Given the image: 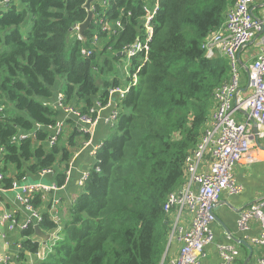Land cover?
Segmentation results:
<instances>
[{
    "label": "trees",
    "instance_id": "1",
    "mask_svg": "<svg viewBox=\"0 0 264 264\" xmlns=\"http://www.w3.org/2000/svg\"><path fill=\"white\" fill-rule=\"evenodd\" d=\"M145 1L150 0H112L108 16L113 24L121 18L124 29L113 34L93 22L84 40L75 35L70 44L71 29L88 15L87 0H11L0 10V171L5 188L15 179L38 177L41 169H55L59 161L69 166L83 134L74 128L48 146L49 127L61 117L53 103L61 96L88 113L96 99L106 103L111 87L123 85L118 78L108 79L113 60L107 51L112 47L119 60L124 46L142 34ZM234 2L161 0L148 60L100 142L88 179L79 184L60 223L52 218L51 207L43 213L40 227L60 231L46 259L37 264H161L171 231L167 197L182 184L185 158L206 127L213 92L229 76L228 59L219 53L209 58L203 43ZM93 5L101 9L98 1ZM94 33L101 47L84 56L82 49L91 46ZM142 55L132 59V70L143 62ZM60 75L65 77L62 90ZM21 132L36 137L14 140ZM64 179L65 173L57 175L58 184ZM32 202L39 207L44 200L38 194ZM18 234L21 259L24 250L37 252L34 227Z\"/></svg>",
    "mask_w": 264,
    "mask_h": 264
},
{
    "label": "built area",
    "instance_id": "2",
    "mask_svg": "<svg viewBox=\"0 0 264 264\" xmlns=\"http://www.w3.org/2000/svg\"><path fill=\"white\" fill-rule=\"evenodd\" d=\"M111 1L98 0L101 9L93 5L95 13L93 22L97 29L118 34L124 29V22L121 18L113 21L114 24L111 22L107 13ZM256 2L257 0H235L228 6L222 24L213 30L203 43L209 58L216 53L228 58L231 78L214 90L207 126L195 148L191 149L185 158L184 180L167 197L165 211L171 220V231L172 223L174 224L168 247L173 245L171 244L173 238L180 244L178 255L171 264H200L201 259L206 256V247L215 239L212 225L216 221L214 209L219 204L220 196L224 192L236 195L243 191V186L237 182L234 175L235 166L258 141L264 140V50L249 66L251 90L246 95L241 93V78L237 68V56L240 50L253 39L264 38V11L260 15L254 14L253 7ZM10 4L11 0H0V10L8 8ZM160 7L161 0L145 1L141 17L142 34L132 43L126 44L120 52L129 60L125 87L123 85L111 87L104 99L106 103L103 104L102 100L96 99L88 113H84L81 108L72 104L64 103L63 98L58 96L53 105L65 116L49 127L51 130L48 138L49 147H54L64 129L68 128L66 117H75L83 124L78 131L83 136H88L84 140L87 146L92 144L94 128L100 122L104 109H111L106 121L107 125L115 124L120 114L121 101L138 84L139 72L148 60L150 44L154 37V21ZM124 11L122 9L123 14ZM80 24L75 25L72 31L79 40H84L85 36L80 34ZM90 43V47L82 49L84 56L90 57L101 47L98 33L93 34ZM139 54H143V62L136 69L133 66L132 70V59ZM29 136L35 139V132H21L13 139L24 140ZM101 147L102 143H97L91 155L96 157ZM2 154L3 148L0 147V159ZM53 171V168L41 169L36 174L39 177L38 182L29 181L28 176L20 180L15 179L10 188H5L1 184L5 175L0 171V195L14 191L15 201L26 212L21 219L15 212L3 209L0 201V241L3 242L0 247V264H13V256L7 255L9 233L26 231L30 227L39 225L43 220V213L33 205L32 201L38 194L44 200L48 193L60 189L58 183L41 181ZM89 175L90 171H84L79 184L83 185ZM55 208L53 203L50 210ZM185 211L191 214L189 226H185ZM52 218L56 219L53 216ZM254 220L259 224V232L249 236L251 243L258 248L252 263L264 264V198L240 212L238 226L242 231H249ZM55 233L52 234L53 241L59 238L57 232ZM228 238L232 239L231 236ZM19 247L22 248V245ZM217 250L222 259L221 264H234L241 255L240 249L230 241L217 244ZM35 254L38 261L46 259V256L39 251ZM161 264H165V256Z\"/></svg>",
    "mask_w": 264,
    "mask_h": 264
},
{
    "label": "crops",
    "instance_id": "3",
    "mask_svg": "<svg viewBox=\"0 0 264 264\" xmlns=\"http://www.w3.org/2000/svg\"><path fill=\"white\" fill-rule=\"evenodd\" d=\"M263 11L264 0H257L253 7L254 14L260 15L263 13ZM263 39V37L253 39L242 50H240L237 56V68L241 78L242 95L248 94L251 90L248 69L250 64L259 55V53L264 50ZM241 72L244 74L243 77ZM230 78L231 68L229 70V76L227 80H230ZM110 114V108L104 109L102 111L101 120L95 126L93 135L91 137V145H85L84 140L87 139L88 136H85L84 138L81 135L79 138H77L79 140V148L76 149L74 156L69 161V166H66L64 163H60L59 161V164L56 166L57 168H55L50 175L41 180L42 182H45L44 180H48V183H58L57 175L59 173H65L64 183L59 184L60 189L48 193L44 199V202L39 207H37L42 213H45L46 211L49 212V208L53 205V203H55L56 208L52 210L51 215L54 218H58L59 223L62 221L63 217L67 215L70 205L81 190L79 186V179L82 178L83 172L88 171L94 163V157L91 155L93 147L97 143L102 142L110 132L109 125L106 123ZM64 116L65 115L61 112V117L57 119L64 118ZM68 119L71 120V123L67 122L68 128H70L68 134L69 136L74 128L78 130L79 128L83 127V124L75 117H66V121ZM234 175L237 182L243 186V191L236 195H231L227 192L221 194L219 204L216 207V213L221 218L223 223L218 221L213 223L212 228L214 230L215 239L213 243L206 247V256L201 259L200 264H221L222 259L218 253L217 244L229 241L231 244L236 245L241 252L239 259L235 261L234 264H245V261L251 252V248L252 258L248 264H253L252 261L258 248L251 243L249 236H251L253 233L259 232V224L256 220H254L251 223V229L249 231H242L238 226V218L242 210L248 208L252 203L264 198V140L258 141V143L252 147L250 152L236 164ZM28 180L31 182H38L39 177L30 178L28 176ZM11 194L12 192H4L0 195L2 208L15 212L18 217L22 219L26 212L24 208L22 209L19 203L15 201L14 195L12 196ZM184 219L186 221L185 226H189L191 214L188 211H185ZM55 232L58 234L59 230H55L51 233L48 232V234L52 235ZM228 236H231L232 239L230 240ZM10 237L15 239H10ZM32 238L34 241L40 244V248L37 250V252L39 251L42 255L47 257L51 245L50 241H53V239H49L47 243L44 244L43 239L37 234L32 236ZM9 239V244L7 245V255L11 257L13 256V264H37L41 262L38 261L35 253L29 252L27 250H24L25 255L21 259L20 254L22 253V248H20L19 245H22L23 238H20V234H18V232L9 233ZM241 240H246L251 245V248L243 245L240 242ZM172 246L170 256L166 260V264H171L178 255L180 244L177 242Z\"/></svg>",
    "mask_w": 264,
    "mask_h": 264
},
{
    "label": "rangeland",
    "instance_id": "4",
    "mask_svg": "<svg viewBox=\"0 0 264 264\" xmlns=\"http://www.w3.org/2000/svg\"><path fill=\"white\" fill-rule=\"evenodd\" d=\"M25 32V31H24ZM23 32V33H24ZM73 32V31H72ZM25 34V33H24ZM74 36H75V33L73 32L72 34H71V38L69 39V42H68V44H70V42H72L73 41V39H74ZM83 48H86V46H84ZM107 54H108V56H110V58H112V60H113V69H112V71L108 74V79H114V78H118L119 79V81H120V83L121 84H126V80H127V76H128V73H127V71L129 70L128 69V63H129V60H128V58H127V56L126 55H124V56H122L121 57V59H119V60H117V59H115L114 58V55L116 54V52H115V50H113V48L112 47H110L109 49H108V51H107ZM227 58V57H226ZM228 59V58H227ZM229 61V60H228ZM241 74H242V77L244 76V74L241 72ZM64 84H65V77L63 76V75H60L59 76V78H58V86L60 87V89L62 90L63 88H64ZM57 86V87H58ZM121 109V108H120ZM69 131H70V128H65L64 129V131H63V134H62V136H61V139H60V142H61V140H63V139H65L67 136H68V134H69ZM45 182H49L48 180H44ZM10 192H12V196L14 195V191H10ZM170 225H171V223H170ZM173 228H174V224L172 223V231H173ZM56 230H59L60 231V227H58ZM172 231L170 232V233H172ZM171 237V235H169V238ZM52 242L53 241H50V243H51V245H52ZM176 243V241L174 240V238L172 239V241H171V244H175ZM3 245V242L2 241H0V247ZM168 245H169V240H168ZM168 245H167V250H165V253H164V255L166 256V260L169 258V256H170V252H171V249H172V247L170 246V247H168ZM166 253H168L167 255H166Z\"/></svg>",
    "mask_w": 264,
    "mask_h": 264
},
{
    "label": "water",
    "instance_id": "5",
    "mask_svg": "<svg viewBox=\"0 0 264 264\" xmlns=\"http://www.w3.org/2000/svg\"><path fill=\"white\" fill-rule=\"evenodd\" d=\"M95 1H98V0H87V2L85 3V8H86V10L88 12V15H87L85 21L80 24V34L82 36H84L85 31L88 30L90 28V26L92 25V23H93V19H94V16H95V13L93 11V3ZM71 31H72V29H71ZM118 55L124 56L125 54L124 53H118ZM216 211L217 210H216V207H215L214 214H215V217H216V221H218L220 223H223L221 218L217 215ZM34 228H35L36 234L43 239L44 244H46L49 239H51V240L53 239V236L49 235L48 233H46L40 227V225H35ZM240 242L243 245H245L246 247L251 248V245L246 240H241ZM251 258H252V248H251V252L249 253V255H248V257H247V259L245 261V264H248L249 261L251 260ZM163 259H164V257H163Z\"/></svg>",
    "mask_w": 264,
    "mask_h": 264
},
{
    "label": "bare ground",
    "instance_id": "6",
    "mask_svg": "<svg viewBox=\"0 0 264 264\" xmlns=\"http://www.w3.org/2000/svg\"><path fill=\"white\" fill-rule=\"evenodd\" d=\"M124 87L126 86V85H123ZM56 220L59 222V219L58 218H56Z\"/></svg>",
    "mask_w": 264,
    "mask_h": 264
}]
</instances>
